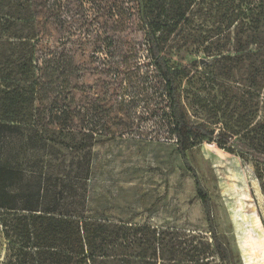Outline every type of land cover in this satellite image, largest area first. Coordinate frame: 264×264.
Here are the masks:
<instances>
[{"label":"rangeland","instance_id":"374dc122","mask_svg":"<svg viewBox=\"0 0 264 264\" xmlns=\"http://www.w3.org/2000/svg\"><path fill=\"white\" fill-rule=\"evenodd\" d=\"M239 1L196 0L190 7L181 1L186 21L162 46L188 120L234 137L264 119V0H243L242 14L234 11ZM144 3L149 13L165 6L163 0ZM140 9L139 0H0V70L15 71L14 61L32 58L42 120L63 124L65 111L83 135L92 131L104 139L81 154L85 164L92 153L93 205L117 220L132 217L157 233H175L191 260L210 234L193 173L171 135L164 83L149 58ZM247 136L243 160L195 136L185 156L210 196L217 233L241 264H264V195L257 179L264 139ZM253 213L262 237L247 225Z\"/></svg>","mask_w":264,"mask_h":264},{"label":"trees","instance_id":"16d2710c","mask_svg":"<svg viewBox=\"0 0 264 264\" xmlns=\"http://www.w3.org/2000/svg\"><path fill=\"white\" fill-rule=\"evenodd\" d=\"M144 1L139 0L140 20L149 58L164 83L162 98L169 111L171 135L185 168L193 173L209 241L195 248L198 255L190 260L188 252L179 250L184 243L175 233H157L132 217L117 220L107 208L93 205L92 153L89 150L85 155V164L81 154L104 139L94 137L92 131L83 135L65 111L63 124L42 120L46 116L36 107L40 82L35 76V64L32 58L21 57L13 63L15 71L0 70V264H241L227 238L217 233L210 196L185 153L195 136L199 143L213 141L221 151H237L243 160L246 145L242 137L250 133V140L264 139V119L241 137L193 125L180 100L177 72L162 57L165 41L186 21V10L180 4L183 0H163L161 11L150 13ZM188 1L190 7L196 0ZM239 4L234 11L246 13L248 5L243 0ZM19 40L26 44L24 38ZM257 174L264 195V169L259 167ZM249 224L262 237L259 218L254 213L247 217L250 229ZM246 235L239 238L248 260L251 249L243 241Z\"/></svg>","mask_w":264,"mask_h":264}]
</instances>
